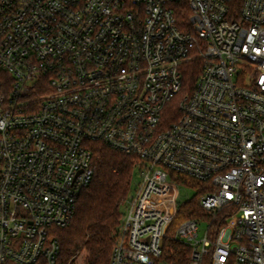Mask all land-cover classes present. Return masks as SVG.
Segmentation results:
<instances>
[{
	"label": "built area",
	"instance_id": "1",
	"mask_svg": "<svg viewBox=\"0 0 264 264\" xmlns=\"http://www.w3.org/2000/svg\"><path fill=\"white\" fill-rule=\"evenodd\" d=\"M95 142L139 158L110 264H264V0H0V264L57 263Z\"/></svg>",
	"mask_w": 264,
	"mask_h": 264
},
{
	"label": "trees",
	"instance_id": "2",
	"mask_svg": "<svg viewBox=\"0 0 264 264\" xmlns=\"http://www.w3.org/2000/svg\"><path fill=\"white\" fill-rule=\"evenodd\" d=\"M189 10L184 9L181 20L187 21ZM184 91L194 88L201 72L199 59L186 62L183 67ZM2 77V76H1ZM5 77V76H3ZM93 166L95 176L92 183L78 199L76 212L65 227L52 229L60 242V253L56 264H76L83 255L84 264H110L111 254L123 216V201L133 186L138 173L139 158L115 150L104 143H93ZM180 183L199 188L201 184L186 175L172 173ZM201 210L195 199L182 203L176 222L197 216ZM183 247L172 243L167 248V258L182 261Z\"/></svg>",
	"mask_w": 264,
	"mask_h": 264
},
{
	"label": "rangeland",
	"instance_id": "3",
	"mask_svg": "<svg viewBox=\"0 0 264 264\" xmlns=\"http://www.w3.org/2000/svg\"><path fill=\"white\" fill-rule=\"evenodd\" d=\"M140 177L139 174H135L134 181H133V186L134 184L139 181ZM198 195V189L194 186L191 185H185L184 183H181L180 190H179V202L180 204L194 199ZM235 219V217H232L229 220V224ZM208 222L204 219L201 220L200 222V235H204L205 230L207 228ZM76 264H84V259L83 255H79L76 258Z\"/></svg>",
	"mask_w": 264,
	"mask_h": 264
}]
</instances>
